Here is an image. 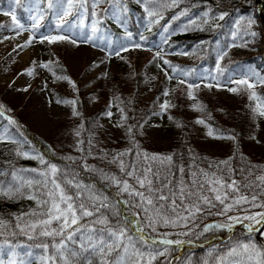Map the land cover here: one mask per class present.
<instances>
[{
  "label": "trees",
  "instance_id": "trees-1",
  "mask_svg": "<svg viewBox=\"0 0 264 264\" xmlns=\"http://www.w3.org/2000/svg\"><path fill=\"white\" fill-rule=\"evenodd\" d=\"M124 4L128 12L124 17L125 23L123 26L111 14L104 15L102 13L101 10L108 8V4H102L96 9L103 19L102 23L98 25L99 31L95 34L91 32V27L93 20L96 18L90 15V5L88 6L89 10L84 12L83 15H78L74 9L73 15L66 17L67 20L76 25L68 31L57 29V22L54 19L56 9L48 8V0H21L19 4L15 0H0V11L14 12L18 17V23L23 26H26L28 20L32 19L33 16L43 17L38 28L35 29L36 31L54 30V34L66 35L71 39L93 35L92 41L105 42L108 51H111L108 48V41L126 46L136 43L141 44L143 47L150 44H159L163 52L170 55L169 62L188 73L187 76L180 75L179 72L174 73L179 81L185 80L186 83L178 87L172 107L166 110L177 125H180L178 136L169 145L161 146L156 145L150 136L140 130V125L155 111L153 107L139 101L134 92L136 86L145 79L143 73L131 78V90L129 92H124L118 86L116 76H113L116 104L124 110V114L127 116L125 121L127 128L135 126L133 128L134 140L130 139L128 132L124 140L114 138L107 127L102 124L101 118L109 106L108 100H100L96 102L94 108H91V100L86 93L66 95L58 89H54L53 93L57 100L76 101L75 110L79 115H73L65 120L62 135L41 144L36 141L35 135L24 124L27 112L23 111L21 106L0 98V105L4 106L0 108V112L3 113V115H0V135L5 137V141L0 142V170L6 173L12 169H36L37 172L45 170V166L41 165L38 159H26L16 154L17 151H26L33 156H43L45 160L56 164L61 170V174L66 173V176L58 174V182L61 183L62 187H65L69 194L75 196L77 192H80L85 199L90 194H98L107 196L112 203H115L119 199H127V196L118 195V188L111 181L105 180L100 172L85 170L83 166L85 157H87L86 163L88 165L102 169L108 175L115 174L117 176H122L118 164L109 161H111L112 155L126 149H132L133 153L137 151L141 154L147 153L149 156L171 155L174 158V163L184 165L186 172L189 173L191 170L199 168L209 171L214 170V168L209 169L208 166L210 164L215 166L220 161L232 157L230 166L237 169L234 173V178L237 181L243 179L240 169L251 165H264V160L249 156L241 148V141L250 132L251 108L247 97L248 90H245L246 86H238L234 83L242 90L238 92L239 102L233 108L222 99L212 98L204 93H195L198 101L203 106V110L208 113L205 121L209 128L213 130L214 135L234 137L232 149L224 158L207 154L200 143L201 141L193 142L194 134L191 122L184 115L187 84L196 83L199 74L207 80L215 78L220 83L230 81L228 78L231 77V73L235 74L238 79H243V72L250 69L264 76V57H262L263 51L261 49L264 44L263 29L254 6V0H176L175 4H172V0H156L154 4L148 5L153 10L160 12V15L154 17L148 15L145 11V5L139 3L138 0H124ZM204 13H209V15L205 16ZM221 13H226L223 20L219 19ZM80 20H83L81 27H79ZM205 20H207V23H205ZM5 23L12 28H17L16 23L13 21ZM165 29H168V31L165 32ZM244 30L248 33L246 36L243 35ZM233 33H237L235 38ZM252 33H255V36ZM129 34H131V38H129ZM232 45H240L243 50L229 56L228 51ZM223 52H226L227 55L220 59ZM49 62L51 63L48 69L53 74L57 76L69 75L66 66L59 57L47 63ZM218 62L219 69L217 68ZM157 90H160V85ZM257 92L264 103V85H260ZM10 120L14 123H10ZM77 131L80 132L79 136L76 135ZM89 140L95 145L91 148L92 156H88ZM78 141H84L80 145L83 151H77ZM104 152L111 155L100 159L99 157L104 156ZM69 156L76 158L75 163L66 159ZM123 159L125 163L136 161L145 167L151 163L144 160L143 155L139 158L134 154L126 155ZM156 167H160L158 162ZM173 171H176V169H173ZM253 171L255 175H260L264 169L255 168ZM24 175L32 178L37 173L25 172ZM179 178L180 174L177 171V180ZM190 178V175L185 176L186 180ZM254 178V176L250 177V179ZM0 179L11 180V177L5 176L0 177ZM65 179L74 180V183L80 184L81 188L76 189L67 186L64 184ZM243 182L247 183L246 180ZM49 188H51L50 184ZM242 194L251 195L246 190ZM243 207L254 209L248 205ZM33 211H39L35 200L27 198L10 200L0 197V220L5 221L8 225L5 228H0V233H2L0 234V243L9 241L13 245L23 244L26 247L18 249L25 252L27 246L32 245L34 241H29L24 235L13 236L12 232H19V229L15 227L17 223L23 226L30 219H35V217L26 215ZM223 218L219 215H204L194 222L189 221L187 224L190 223L195 228V231L190 232L180 231L185 227H159L158 233H170L166 237L167 239L175 240V237L178 236L181 237V241H185V244L180 248L176 245H169L168 247L173 251L169 252L167 259L161 256L154 264H162V262L163 264H204L206 260L211 261V264H215L214 257L231 247L235 239L242 242L247 240L246 230L239 224L230 233L227 229H218L214 234H206L201 228L203 224L222 222ZM111 219L115 222L118 218L113 216ZM198 227H200V231L197 230ZM181 233L188 234L183 235ZM153 235H156V233H153ZM261 236L260 233H254L252 238L260 246H264L261 243ZM159 238L165 237L161 236ZM196 242H201V245ZM189 243L193 244L190 245ZM160 247L163 248L164 246ZM213 248L216 251L210 257L209 252ZM32 251L35 254H42L40 249H32Z\"/></svg>",
  "mask_w": 264,
  "mask_h": 264
},
{
  "label": "snow or ice",
  "instance_id": "snow-or-ice-1",
  "mask_svg": "<svg viewBox=\"0 0 264 264\" xmlns=\"http://www.w3.org/2000/svg\"><path fill=\"white\" fill-rule=\"evenodd\" d=\"M15 2L19 4L21 0H15ZM138 2L145 5V11L150 17L160 15L159 11L148 7V5L154 4L156 0H138ZM175 3L176 0H172V4ZM102 4H108L109 6L102 9V13L104 15L111 14L123 26L125 23L124 17L128 12L124 0H48V8L56 9V15L59 18L56 27L61 31H68L76 27L72 21L66 19V17L73 15L74 9L78 15H83L84 12L89 10L88 6L90 5V15L96 18L93 20L91 27L93 34L99 31L98 25L102 23L103 17L96 11ZM65 5L67 6L65 7ZM4 14L8 15L7 12ZM204 15L208 16L209 13H204ZM225 15L226 13H221L219 19L223 20ZM11 18L18 29L24 27L17 22L14 13ZM32 22L33 29H37L39 20L36 16L32 17ZM205 23H207V20H205ZM80 24H83V20H80ZM0 27H3V25H0ZM167 31L168 29H165V32ZM247 34V31L244 30L243 35L246 36ZM16 35H20V32L17 31ZM252 35L255 36V33H252ZM233 36L235 38L237 33H233ZM129 38H131V34H129ZM4 39H10V37H4ZM34 39H36L35 35H30L24 45H17V47L30 46ZM66 40L77 44L75 39H71L66 35H44L39 37L40 43L47 41L49 44H53ZM92 40L93 35H88L85 37L84 42ZM131 46L134 48L142 47L139 43ZM108 48L111 49L107 53L109 58L112 55L120 56L121 51L129 50L128 46L113 41H108ZM226 55L227 53L223 52L220 59H223ZM156 56L159 57V52ZM50 63H41L39 66L49 68ZM164 64L169 65L173 73L179 72L180 75L184 76L188 74L176 66H171L167 60H164ZM93 66L98 65L94 64ZM217 68L219 69V62ZM25 71L27 75L33 74L31 68ZM165 75L168 79L173 78L169 76L167 71H165ZM245 77L239 80H232L231 77L228 79L238 86H246L245 90H252L257 84L264 85V76L255 70H248ZM57 79L66 80L73 90L76 89L75 82L69 77L59 76ZM179 82L181 84L186 83L185 80ZM215 86L219 88L221 85L217 83ZM205 87L211 88L213 85L206 84ZM187 88L188 98L195 99L192 89L199 88V85L188 83ZM227 90L237 93L242 88L233 87ZM163 95L168 96L169 92L165 90ZM256 98L257 93L250 91L249 99ZM61 102L73 105L72 114L74 116L79 115L75 110V100H57V103ZM111 106L110 104L109 107ZM3 107V105H0V108ZM160 107L163 112L172 105L165 101ZM193 107L196 110H203V106L199 104ZM253 110L259 116L264 117V104L258 103ZM120 111L122 113L121 121H126L127 116L124 114V110L120 109ZM0 115H3V113L0 112ZM106 115L111 118L113 113L108 111ZM169 119H172V117L169 116ZM9 122L14 123L11 120ZM122 122L117 123L115 126L124 127ZM196 122L205 124L203 119H198ZM140 126L143 127V125ZM134 127L129 126L127 128L129 137L133 140ZM207 134L214 139H234L231 136H216L211 128H209ZM76 135L79 136L80 132L77 131ZM4 141L5 137L0 135V142ZM83 143L84 141L77 142V151H83V148L80 147ZM88 144V156H92L91 148L95 145L92 144L91 140L88 141ZM16 154L26 159H38L39 163L45 166V170L37 172L36 169H12L7 173L0 170V177H11V180L0 179V197L10 200L18 198L35 200L39 209V211L26 214L29 217H35V219H30L23 226L17 223L15 227L19 229V232H12L13 236L24 235L29 241H34L32 245L27 246L24 253L29 259L17 262L13 258L18 255L16 249L25 248L26 246L19 243L13 245L11 242L5 241L0 243V264H5L3 257H8L7 264H33L32 257L34 253L32 249L42 250V254L35 257L39 264H154L161 256L167 259L169 252L173 251L168 247L169 245L183 243L180 240L167 239L166 237L170 233H158L159 227H186L189 221L194 222L204 215H219L227 218L224 223L206 225L203 229L204 232L212 229H227L232 232L235 226L239 224L246 230L247 234L246 241L242 242L235 239L231 247H228L220 255H216L214 257L215 264H264V246H260L252 238L254 233L264 234V228L258 227L264 226V211L253 213L249 208L243 207L248 205L250 208L264 209V199H262L264 198V171L260 175H255L253 171L255 168L264 169V165H251L240 169L243 179L237 181L234 178L237 169L230 166L232 157L220 161L215 166L211 164L208 166L209 169L214 168V170L209 171L199 168L191 170L189 173L186 172L184 165L175 164L171 155L149 156L147 153L141 154L138 151L133 153L132 149H126L112 155L111 161H109L118 164L122 176H117L115 174L108 175L102 169L88 165L86 163L87 157H85L83 165L85 170L100 172L105 180L111 181L118 188V195L127 196V199H119L112 203L107 196L98 194H90L86 199L80 192H77L75 196L69 194L65 187H62L61 183L58 182V174H61V170L56 164L45 160L43 156H33L26 151H17ZM133 154L138 158L143 155V159L151 163L146 167L136 161L125 163L123 157ZM108 155L111 154L104 152V156L99 158L104 159ZM66 159L73 163L76 161V158L71 156L66 157ZM157 162L160 167H156ZM173 169H176V171H173ZM177 171L180 174L179 180H177ZM25 172H34L37 175L28 178L24 175ZM61 175L66 176V173ZM186 175H190L191 178L186 180ZM253 176L255 178L250 179ZM245 180L247 183L243 182ZM49 184L51 188H49ZM64 184L76 189L81 188V185L74 183V180L65 179ZM245 190L251 195L242 194ZM233 211L245 214L242 216L229 215ZM113 216L118 218L115 222L111 219ZM245 221L250 223H245ZM7 226L5 221L0 220V228ZM153 233H156V235H153ZM181 234L187 235L188 233ZM161 236L165 238H159ZM160 246L164 247L161 248ZM215 251L216 249L213 248L209 252V256L212 257ZM204 264H211V261L206 260Z\"/></svg>",
  "mask_w": 264,
  "mask_h": 264
},
{
  "label": "rangeland",
  "instance_id": "rangeland-1",
  "mask_svg": "<svg viewBox=\"0 0 264 264\" xmlns=\"http://www.w3.org/2000/svg\"><path fill=\"white\" fill-rule=\"evenodd\" d=\"M4 13L0 11V25H3V27H0V41H2L0 42V98L21 106L22 110L27 112L24 124L35 135L37 142L45 144L55 137L62 135L64 133L65 120L73 116V105L62 102L57 103V99L53 93L54 89H58L66 95L86 93L91 100V108H94L96 102L100 100H108L109 105L111 104L112 106H108L101 118V122L107 127L114 138L126 139L127 125L125 121H121L122 113L116 104L113 76H116L118 86L124 92H129L131 90V78L140 73L144 74L145 79L136 86L135 95L139 101L155 109L141 124L143 127L140 126V130L150 136L156 145L161 146L169 145L178 136L179 129L177 123L173 119H169L168 113L166 111L162 112L160 106L165 101L173 105L176 92L181 83L172 72L171 67L164 64V60L169 61L170 55L165 54L159 44H150L147 47L142 46L141 48L128 46V51H121L120 56L112 55L109 58L107 55L109 51L106 43L103 41L84 42L85 38L76 37L73 39L77 41V44H73L68 40L53 44H49L47 41L40 43V36L56 35L54 34V30L36 31L32 27V19H29L27 25L22 29L12 28L5 22L13 21L11 18L13 12H7L8 15ZM37 19L40 22L41 18L37 16ZM58 19L56 15L55 20L58 21ZM79 27H81L80 23ZM17 31L20 32V35H16ZM30 35H35L36 37L32 44L27 47L18 48L17 45H24ZM4 37H10V39H4ZM240 50H243L242 46L232 45L228 51V55L231 56ZM157 52H159V57L156 56ZM57 57L66 66L69 73L67 77L75 82V90H73L66 80L57 79L59 76L54 75L48 68H41L39 66L41 63H47ZM34 61L35 63H33ZM94 64L98 66H93ZM170 65L174 66L171 63ZM29 68L33 69L32 75H27L25 71ZM165 71L173 78L168 79ZM243 73L244 76L242 78H246V72ZM231 79L239 80L233 73H231ZM217 83L221 85L219 88L215 86ZM194 84L199 85V88L192 89L194 96L196 92L204 93L212 98L222 99L232 108L236 107L239 102L238 92L232 93L227 90L228 88L237 87L230 81L220 83L215 78L207 80L203 75L199 74L197 82ZM206 84H212L213 87H205ZM159 85L160 90H157ZM259 86L257 84L254 89L247 91L249 106L251 108L249 120L250 132L241 141V148L249 156L264 160V117L259 116L253 110L258 103L264 104L257 92ZM24 89L27 90L25 91ZM165 90L169 92L168 96L163 95ZM250 91L257 93L256 99H249ZM197 104L201 105L196 96L195 99H190L188 96L184 99V115L190 119L194 134L193 142L197 143L201 141L200 143L206 153L213 157H226L232 149L234 139H214L210 137L207 134L209 126L205 121L208 113L204 110H196L193 106ZM108 111L113 113L111 118L106 115ZM198 119H203L205 124H198L196 122ZM120 122L124 124V127L115 126ZM249 210L253 213L264 211L261 208ZM244 214L243 212L229 213V215L241 216ZM223 217L222 222L219 223L227 221V218ZM213 223L218 222L203 224L201 228L204 229L206 225ZM245 223L250 222L245 221ZM197 230L200 231V227ZM217 230H209L206 234H214ZM180 231L190 232L195 231V228L189 223ZM175 240L181 241V237L176 236ZM182 242V244L176 246L180 248L185 244V241ZM196 243L201 245V242ZM261 243L264 244V234L261 236ZM189 244L192 245L193 243ZM16 252L18 255L13 258L17 262L29 259L24 254L26 251L22 252L18 249ZM39 255L41 254L34 253L32 257L33 264H39L35 259ZM3 259L5 260V264H7L8 257H4Z\"/></svg>",
  "mask_w": 264,
  "mask_h": 264
},
{
  "label": "water",
  "instance_id": "water-1",
  "mask_svg": "<svg viewBox=\"0 0 264 264\" xmlns=\"http://www.w3.org/2000/svg\"><path fill=\"white\" fill-rule=\"evenodd\" d=\"M261 1L264 2V0H254V6H255V9H256V12H257L258 16L260 17V21H261L262 29H263V38H264V17H263L262 13L259 10V4H260ZM262 50H263V55L262 56L264 57V45L262 46ZM259 227H261V226H259Z\"/></svg>",
  "mask_w": 264,
  "mask_h": 264
},
{
  "label": "bare ground",
  "instance_id": "bare-ground-1",
  "mask_svg": "<svg viewBox=\"0 0 264 264\" xmlns=\"http://www.w3.org/2000/svg\"><path fill=\"white\" fill-rule=\"evenodd\" d=\"M259 10L260 12L262 13L263 17H264V2L261 1L260 4H259Z\"/></svg>",
  "mask_w": 264,
  "mask_h": 264
}]
</instances>
